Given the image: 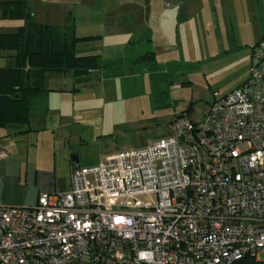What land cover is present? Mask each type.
I'll use <instances>...</instances> for the list:
<instances>
[{
  "label": "built area",
  "instance_id": "obj_1",
  "mask_svg": "<svg viewBox=\"0 0 264 264\" xmlns=\"http://www.w3.org/2000/svg\"><path fill=\"white\" fill-rule=\"evenodd\" d=\"M174 135L77 167L33 208L0 202V264H238L264 253V40L247 81ZM155 194V204L137 196Z\"/></svg>",
  "mask_w": 264,
  "mask_h": 264
},
{
  "label": "crops",
  "instance_id": "obj_2",
  "mask_svg": "<svg viewBox=\"0 0 264 264\" xmlns=\"http://www.w3.org/2000/svg\"><path fill=\"white\" fill-rule=\"evenodd\" d=\"M4 1L12 0H0V2ZM98 2V7L101 8L99 19L107 21L104 26L109 29H99L94 34L85 36L97 37L95 39L97 44H104V47L107 45L105 51L110 50V53L97 55H100L106 63L121 62L124 74L122 77L111 78L108 77L109 73L95 70L79 78L74 77L72 73L46 75L45 87L54 91L49 97L46 109L32 113L30 123L27 125L0 129V202L8 207L33 208L38 204L42 193L69 191L72 173L77 167H82L79 161L74 163L72 160V157H75L74 153L78 152L76 148L86 144L88 138L101 140L106 136L102 124L103 109L91 108L87 114L86 104L82 106L79 102L82 91L79 85L96 80L102 85L116 82L127 78L129 71L134 73L137 67L144 68L150 75L148 65L136 63L138 58L147 54L154 56L158 72L165 73L161 71L162 66L169 64L174 66L176 63L169 61L168 64L166 58L176 60L175 53L181 51L183 28L194 30L195 39L199 40L200 37L202 39V36H199L202 34L200 29L211 22V31L220 41L223 34L220 26L233 30V34L237 33L233 41L235 45L229 44L222 54L229 55L237 49H242L244 51L242 59L247 62L250 60L252 49L264 38V0H99ZM29 5L32 10V4ZM119 12L123 13L121 16L124 20L131 22H118ZM37 14V12L33 14L35 19L38 18ZM142 18L144 22H135L142 21ZM0 21H3L0 22V27L11 30L5 31L6 33L16 32L23 25L22 21L17 20ZM69 21L72 22L73 19L70 17ZM129 28H137V31L134 29L133 32L128 30ZM207 32L209 33L208 30ZM134 33H140L142 38L133 40ZM163 61L165 63H162ZM13 65L12 59L0 57V68ZM246 81L244 76L237 82L236 88ZM156 85L151 81V86ZM85 126H88L89 131L92 132L89 137L88 133L84 132Z\"/></svg>",
  "mask_w": 264,
  "mask_h": 264
},
{
  "label": "rangeland",
  "instance_id": "obj_3",
  "mask_svg": "<svg viewBox=\"0 0 264 264\" xmlns=\"http://www.w3.org/2000/svg\"><path fill=\"white\" fill-rule=\"evenodd\" d=\"M98 1L31 0L29 4H32V13H38L36 22L64 26L69 24L71 17L77 34L86 37L99 29H109L104 26L107 21L99 19L101 8L98 7ZM122 14L119 12L118 22H131L124 20ZM210 25L211 22L200 29L202 34L199 36L202 39L200 37L199 40L195 39L194 30L183 28V46L181 51L175 53L176 60L170 57L165 60L168 64L169 61L177 64L162 66L161 71L167 75L159 77V81L156 79L160 85L151 86V81L157 82L142 67H137L134 73L129 71L127 78L116 82L102 85L96 80L79 85L82 90L79 102L82 106L86 104L87 114L91 108L103 109V133L106 135L101 140L88 138L86 144L76 148L78 152L74 155L82 167L96 166L109 154L142 149L154 141L173 136L172 122L176 114L187 112L191 120H201L213 103L214 93L226 95L238 86L237 82L244 76L249 78L251 57L249 62L243 60L242 49L229 55L222 54L229 44L235 45L233 41L237 33L233 34V30L220 26L223 31L220 41L211 31ZM1 27L0 33L11 31L10 28ZM134 29L137 31V28L128 30L134 32ZM140 33H134L133 40L142 38ZM106 48L107 45L104 47V44L92 41L80 43L76 53L79 56H83V53H110V50L105 51ZM169 79L171 83L166 82ZM85 129L88 137L91 136L89 127L85 126ZM136 200L143 204H155L157 195H140ZM260 259L264 262V253L260 254Z\"/></svg>",
  "mask_w": 264,
  "mask_h": 264
},
{
  "label": "trees",
  "instance_id": "obj_4",
  "mask_svg": "<svg viewBox=\"0 0 264 264\" xmlns=\"http://www.w3.org/2000/svg\"><path fill=\"white\" fill-rule=\"evenodd\" d=\"M0 20L23 23L16 32L0 33V57L14 61L12 67L0 68V129L27 125L32 113L46 109L54 92L45 87L49 73H72L78 78L95 70L105 71L111 78L124 74L121 62L106 63L97 54L79 56L77 46L95 41L97 37H80L73 22L61 27L36 22L28 0L0 2ZM136 63L149 66L153 81L167 75L158 72L152 54L138 58ZM166 82L171 83L170 79ZM238 264L264 262L247 257Z\"/></svg>",
  "mask_w": 264,
  "mask_h": 264
},
{
  "label": "water",
  "instance_id": "obj_5",
  "mask_svg": "<svg viewBox=\"0 0 264 264\" xmlns=\"http://www.w3.org/2000/svg\"><path fill=\"white\" fill-rule=\"evenodd\" d=\"M72 160H73L74 163H78V161H79L77 156L72 157Z\"/></svg>",
  "mask_w": 264,
  "mask_h": 264
}]
</instances>
